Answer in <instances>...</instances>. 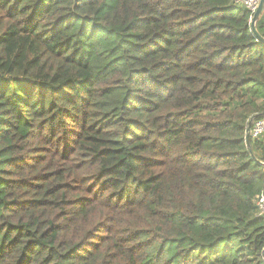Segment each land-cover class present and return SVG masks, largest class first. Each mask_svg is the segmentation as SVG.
I'll list each match as a JSON object with an SVG mask.
<instances>
[{
  "label": "trees",
  "instance_id": "16d2710c",
  "mask_svg": "<svg viewBox=\"0 0 264 264\" xmlns=\"http://www.w3.org/2000/svg\"><path fill=\"white\" fill-rule=\"evenodd\" d=\"M251 16L0 0V264H264Z\"/></svg>",
  "mask_w": 264,
  "mask_h": 264
},
{
  "label": "built area",
  "instance_id": "2783aa9c",
  "mask_svg": "<svg viewBox=\"0 0 264 264\" xmlns=\"http://www.w3.org/2000/svg\"><path fill=\"white\" fill-rule=\"evenodd\" d=\"M261 0H235V3L243 8H245L248 12L251 13V21L252 18L257 11ZM264 133V119L254 121L251 127L250 136L252 139H257ZM258 206V215L264 217V192L258 197L257 200Z\"/></svg>",
  "mask_w": 264,
  "mask_h": 264
},
{
  "label": "water",
  "instance_id": "95a60500",
  "mask_svg": "<svg viewBox=\"0 0 264 264\" xmlns=\"http://www.w3.org/2000/svg\"><path fill=\"white\" fill-rule=\"evenodd\" d=\"M263 13H264V0H261L257 11L255 12V14H254V16L252 18V21H251V29H252V32H254V34L256 35V37L260 41H262L264 43V38L260 35V33L257 30V23L260 20V18H261V16H262ZM253 121H254V119L251 120V122L249 124V127H248V131H247L246 140H247V145L248 146H250L249 145L250 138H251L250 132H251V127H252ZM250 152L253 154V152L251 151V149H250Z\"/></svg>",
  "mask_w": 264,
  "mask_h": 264
}]
</instances>
